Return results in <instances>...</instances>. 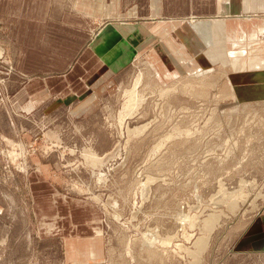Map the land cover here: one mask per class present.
<instances>
[{
	"label": "rangeland",
	"instance_id": "374dc122",
	"mask_svg": "<svg viewBox=\"0 0 264 264\" xmlns=\"http://www.w3.org/2000/svg\"><path fill=\"white\" fill-rule=\"evenodd\" d=\"M227 1L240 10L228 23L243 19L247 39L239 23L222 40L213 30L215 43L198 44L210 62L181 60L190 76L135 77L109 115L99 114L110 124H67L63 113L26 115L45 77L21 75L27 61L14 50L26 52L29 38L37 54L60 50L61 30L49 35L44 26L71 0H0V264H264V254L239 252L264 230V88L236 75L264 48V30L257 45L249 21L264 16L250 13L253 0ZM218 6L166 0L171 14L197 21ZM61 202L68 208L60 217ZM89 213L103 240L100 260L71 256L74 244L63 239H72L68 222L77 226L71 217L82 223Z\"/></svg>",
	"mask_w": 264,
	"mask_h": 264
},
{
	"label": "crops",
	"instance_id": "0c3cea01",
	"mask_svg": "<svg viewBox=\"0 0 264 264\" xmlns=\"http://www.w3.org/2000/svg\"><path fill=\"white\" fill-rule=\"evenodd\" d=\"M251 7V14L264 16V0H253ZM59 9L62 18L52 19L47 14L49 21L44 27L50 30L49 35L53 29H60V35L64 36L60 43L64 46L54 54L41 50L37 54L36 40L29 38L23 42L33 46L26 52L15 49L14 58L27 61L26 70L20 71L21 75L45 77L43 80L38 78L45 81L44 86L29 93L26 108L31 110H27L26 115L34 116L41 112L45 118H56L63 113L67 124L98 121L99 118L110 124L109 116L99 114L109 115L115 108L111 101L118 92L129 87L135 77L134 83L138 77L147 75L156 82L176 83L182 77L190 76L181 60L187 67L194 66L196 60L207 58L210 62L213 58L211 52L207 55L200 46L215 43V39L212 40L215 34L222 40L229 27L237 23L241 25L243 38L247 39L243 19L228 23L227 18L233 14L230 12L239 13L240 10L227 0H219L215 17L201 21L194 16L182 19L171 14L166 0H71L70 6L61 3ZM249 21L253 33L259 31L257 45L264 44L259 40L260 32L264 30V19L251 18ZM222 24L227 27L226 33ZM256 58L257 62L250 65L251 70L240 71L236 75L242 76L239 79L241 84L246 82L244 76L253 75L254 84L264 88V69H261L264 48L258 51ZM239 62L235 61L237 67ZM67 206L61 202L55 214L63 216V209L67 210ZM83 208L92 212L88 205ZM67 215L64 218L66 223ZM71 218L77 226L73 225L71 229L68 222L65 231L71 232L69 236L75 242L64 237L66 243L93 242L96 248L87 251L73 245L69 254L100 260L103 240L94 227L97 222L95 213H89L82 223L75 221L74 216ZM80 230L87 231V236L80 235ZM240 247H245L239 251L241 253L264 254V230L243 241Z\"/></svg>",
	"mask_w": 264,
	"mask_h": 264
},
{
	"label": "bare ground",
	"instance_id": "6f19581e",
	"mask_svg": "<svg viewBox=\"0 0 264 264\" xmlns=\"http://www.w3.org/2000/svg\"><path fill=\"white\" fill-rule=\"evenodd\" d=\"M137 105V104H136ZM136 108V107H135Z\"/></svg>",
	"mask_w": 264,
	"mask_h": 264
}]
</instances>
